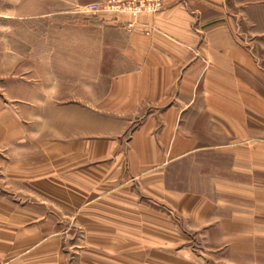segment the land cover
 <instances>
[{
  "label": "crops",
  "instance_id": "1",
  "mask_svg": "<svg viewBox=\"0 0 264 264\" xmlns=\"http://www.w3.org/2000/svg\"><path fill=\"white\" fill-rule=\"evenodd\" d=\"M18 12L0 19L41 18ZM87 19L70 31L80 62L53 28L43 51L7 35L0 48V262L166 263L189 243L176 215L219 220L171 185L179 167L207 154L215 197L264 173V0Z\"/></svg>",
  "mask_w": 264,
  "mask_h": 264
},
{
  "label": "rangeland",
  "instance_id": "2",
  "mask_svg": "<svg viewBox=\"0 0 264 264\" xmlns=\"http://www.w3.org/2000/svg\"><path fill=\"white\" fill-rule=\"evenodd\" d=\"M116 2L118 0L101 3L96 0H0V9L8 17H16V10H19L18 15L21 17H41L23 21L0 19V48L6 44L7 35L13 42L17 36L21 39L19 42L26 48L38 45L43 51V47L48 43L51 45L48 32L50 31L51 37L53 28L56 33V44L64 45L67 41L68 49H72L71 43L75 38L73 39L70 31L83 26L85 20H88L87 17H95L99 14L88 12V6L92 4L104 6ZM54 11L56 15L54 21L43 18ZM100 14L126 15L118 12H100ZM0 17L4 16L0 14ZM64 29L68 31L67 38L62 36ZM75 50L77 52L73 50V53H68L66 57H69V61L80 62L83 55L78 49ZM24 56L31 57L28 53ZM55 56L57 61H62L65 54L56 53ZM40 57L41 60L47 59L48 54L41 52ZM208 162L207 154H199L188 164L179 167L177 178L170 183L178 189H183L186 192L185 197L199 194L203 197L207 196L205 198L211 205L218 203L219 206H213L212 211L219 220L215 222L216 224L209 221L197 225L189 218H180L176 215V220L178 218L184 225L182 232L189 243L180 248L169 247L166 263L162 264H264V173L242 177V182L236 178L235 186L228 187L233 190L232 192L222 194V197L217 195L215 197L211 196L215 183L210 178L213 171ZM0 183L8 189H13V182L2 180ZM220 184L223 188L224 182ZM22 195L21 200H30L29 194ZM222 241H226V244H222ZM152 264L157 262L152 261Z\"/></svg>",
  "mask_w": 264,
  "mask_h": 264
},
{
  "label": "built area",
  "instance_id": "3",
  "mask_svg": "<svg viewBox=\"0 0 264 264\" xmlns=\"http://www.w3.org/2000/svg\"><path fill=\"white\" fill-rule=\"evenodd\" d=\"M159 7L160 0H118V2L111 5L100 6L98 4H92L88 6L87 10L93 14L100 12H118L138 16L145 12H156L159 10ZM136 24L137 21L129 22L127 24V29L132 30ZM0 264L6 263L0 262Z\"/></svg>",
  "mask_w": 264,
  "mask_h": 264
}]
</instances>
